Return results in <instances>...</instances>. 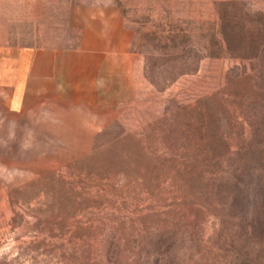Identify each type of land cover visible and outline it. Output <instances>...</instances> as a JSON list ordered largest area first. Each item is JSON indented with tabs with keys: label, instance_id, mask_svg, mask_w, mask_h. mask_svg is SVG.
<instances>
[{
	"label": "rangeland",
	"instance_id": "1",
	"mask_svg": "<svg viewBox=\"0 0 264 264\" xmlns=\"http://www.w3.org/2000/svg\"><path fill=\"white\" fill-rule=\"evenodd\" d=\"M8 47L70 79L0 93V264H264L262 148L227 176L264 135V0H0Z\"/></svg>",
	"mask_w": 264,
	"mask_h": 264
},
{
	"label": "crops",
	"instance_id": "2",
	"mask_svg": "<svg viewBox=\"0 0 264 264\" xmlns=\"http://www.w3.org/2000/svg\"><path fill=\"white\" fill-rule=\"evenodd\" d=\"M62 77L70 79L54 53L31 48H0V93L6 95L8 110L12 113H21L34 93L55 90Z\"/></svg>",
	"mask_w": 264,
	"mask_h": 264
},
{
	"label": "trees",
	"instance_id": "3",
	"mask_svg": "<svg viewBox=\"0 0 264 264\" xmlns=\"http://www.w3.org/2000/svg\"><path fill=\"white\" fill-rule=\"evenodd\" d=\"M264 49V47H263ZM210 99V98H208ZM201 117L200 119V123L203 126L206 125V128H208V124L211 125V122L209 121L206 122V120ZM261 132L264 134V122H262L261 124ZM204 139V138H202ZM208 142L209 139L208 137L205 138ZM204 139V140H205ZM214 140L212 139L210 145L212 144ZM221 141H223V139H221ZM242 147L240 149V152L243 151V149H245V153L242 154V156L238 159V162L235 164V167L233 169L229 170V175L228 179L229 181L233 182L236 185H243V186H249L248 181H249V175L252 171L257 170V166H259L260 164H262L261 162L264 160H260L256 154L250 152L249 147L251 148V146H258L260 148H262L261 151L264 152V135H261V137H255V136H250L248 138L242 139ZM246 145H249L248 147H246ZM210 157L208 155H204V159H209ZM212 159V158H210ZM216 160V163H220L221 159H213ZM255 167V168H254ZM247 181V183H246Z\"/></svg>",
	"mask_w": 264,
	"mask_h": 264
}]
</instances>
